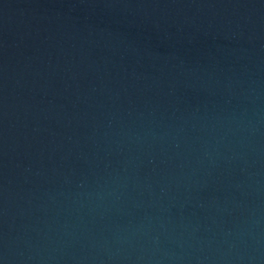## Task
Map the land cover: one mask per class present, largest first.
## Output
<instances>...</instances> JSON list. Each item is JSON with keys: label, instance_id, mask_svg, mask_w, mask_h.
Returning <instances> with one entry per match:
<instances>
[{"label": "water", "instance_id": "1", "mask_svg": "<svg viewBox=\"0 0 264 264\" xmlns=\"http://www.w3.org/2000/svg\"><path fill=\"white\" fill-rule=\"evenodd\" d=\"M0 264H264V0H0Z\"/></svg>", "mask_w": 264, "mask_h": 264}]
</instances>
